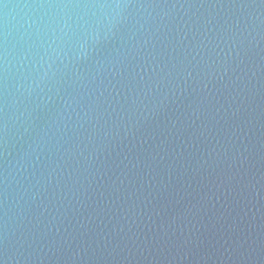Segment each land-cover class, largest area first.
Masks as SVG:
<instances>
[{
	"label": "water",
	"instance_id": "1",
	"mask_svg": "<svg viewBox=\"0 0 264 264\" xmlns=\"http://www.w3.org/2000/svg\"><path fill=\"white\" fill-rule=\"evenodd\" d=\"M0 264H264V0H0Z\"/></svg>",
	"mask_w": 264,
	"mask_h": 264
}]
</instances>
